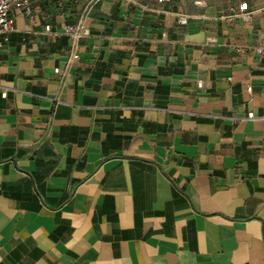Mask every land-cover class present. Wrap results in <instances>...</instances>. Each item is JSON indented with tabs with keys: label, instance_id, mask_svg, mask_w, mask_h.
Segmentation results:
<instances>
[{
	"label": "crops",
	"instance_id": "obj_1",
	"mask_svg": "<svg viewBox=\"0 0 264 264\" xmlns=\"http://www.w3.org/2000/svg\"><path fill=\"white\" fill-rule=\"evenodd\" d=\"M31 7L0 47V264H264V0Z\"/></svg>",
	"mask_w": 264,
	"mask_h": 264
},
{
	"label": "built area",
	"instance_id": "obj_2",
	"mask_svg": "<svg viewBox=\"0 0 264 264\" xmlns=\"http://www.w3.org/2000/svg\"><path fill=\"white\" fill-rule=\"evenodd\" d=\"M33 0H0V47L2 46V39L8 41L10 35L15 30V18L12 15L14 10L23 11L27 16L32 19V7L31 3ZM170 0H157L159 3H166ZM91 8L88 10L90 12ZM238 17L242 18L244 22L251 23L252 15L247 12L246 6L244 4L239 5L238 7ZM180 25H187L188 19L182 17L179 19ZM83 29L82 25L77 27L68 26L66 28V33L71 36L74 40L78 39L81 36V30ZM257 53L260 55V58L264 61V48H259ZM74 60H77L79 56L77 54L72 57ZM55 73L61 76V82L65 83V74L60 72L59 69L55 70ZM248 120L262 119L264 120V106L263 113L260 118H255L253 113L248 114Z\"/></svg>",
	"mask_w": 264,
	"mask_h": 264
}]
</instances>
